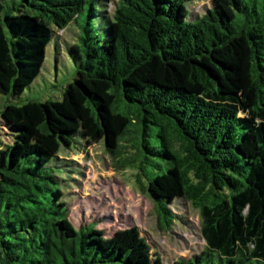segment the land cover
Segmentation results:
<instances>
[{"label": "trees", "instance_id": "trees-1", "mask_svg": "<svg viewBox=\"0 0 264 264\" xmlns=\"http://www.w3.org/2000/svg\"><path fill=\"white\" fill-rule=\"evenodd\" d=\"M198 1L21 0L2 14L0 0V95L21 96L56 33L80 30L62 100L0 113L13 139L0 147V264H164L137 227L71 223L53 162L78 137L115 159L131 150L120 163L165 228L177 200L200 211L204 249L172 264H264V0L188 16Z\"/></svg>", "mask_w": 264, "mask_h": 264}, {"label": "rangeland", "instance_id": "rangeland-1", "mask_svg": "<svg viewBox=\"0 0 264 264\" xmlns=\"http://www.w3.org/2000/svg\"><path fill=\"white\" fill-rule=\"evenodd\" d=\"M20 2L7 0L2 14L9 7H18ZM210 7L211 0L190 3L187 5L188 16L191 12L203 14ZM75 33L80 34V30L74 23L56 33L46 48L39 76L19 97L0 95V113L7 104L22 106L30 101L62 100L66 87L75 76V66L68 52L69 46L76 42ZM12 143L11 134L0 120V147ZM130 152L125 149L115 159L105 141L87 144L80 137L69 146H61L53 162L54 176L67 203L71 223L75 228L95 223L106 237L119 230L137 227L151 244L153 258H160L164 264L200 253L205 247L200 211L188 201L177 200L170 205L174 222L168 228L162 226L153 200L136 183V172L120 163Z\"/></svg>", "mask_w": 264, "mask_h": 264}]
</instances>
